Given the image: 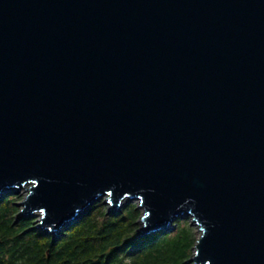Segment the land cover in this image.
<instances>
[{
	"label": "water",
	"instance_id": "obj_1",
	"mask_svg": "<svg viewBox=\"0 0 264 264\" xmlns=\"http://www.w3.org/2000/svg\"><path fill=\"white\" fill-rule=\"evenodd\" d=\"M22 190L48 233L139 200L141 234L192 218L189 264H264V0H0V198Z\"/></svg>",
	"mask_w": 264,
	"mask_h": 264
},
{
	"label": "trees",
	"instance_id": "obj_2",
	"mask_svg": "<svg viewBox=\"0 0 264 264\" xmlns=\"http://www.w3.org/2000/svg\"><path fill=\"white\" fill-rule=\"evenodd\" d=\"M17 198H0V264H189L193 256L197 238L186 217L141 236L135 205L110 215L94 206L55 236L29 217L18 220Z\"/></svg>",
	"mask_w": 264,
	"mask_h": 264
},
{
	"label": "rangeland",
	"instance_id": "obj_3",
	"mask_svg": "<svg viewBox=\"0 0 264 264\" xmlns=\"http://www.w3.org/2000/svg\"><path fill=\"white\" fill-rule=\"evenodd\" d=\"M17 192V191H16ZM15 191L14 192H6V193H14L15 195H17L18 196V198H17V204L18 203H20V202H22L23 201V199H24V195H25V192L22 190L21 192H19V194H18V192L16 193ZM5 193V194H6ZM105 199H103L101 202H99L97 205H95V206H100L99 208H103V209H105V211H106V213L107 214H123V211H124V208L126 207V206H128V205H131V206H133V205H135V208H136V210L140 213L139 215H140V218H139V220L137 221L138 222V225H139V233L141 234V232H140V223H139V221H140V219H141V217H142V215H143V211L144 210H142V209H140L139 208V204H140V202H139V200H135V201H133V202H129V203H126L119 211H117L116 213H112V212H110V208H109V206L107 205V204H104V201ZM94 207V206H93ZM20 209V208H19ZM96 209H98V208H96ZM103 209H101V211L103 210ZM90 210V209H89ZM88 210V211H89ZM19 214H20V210H19ZM19 214H18V216H19ZM29 218H31V219H33V228H37V226L39 225V223H38V220H39V216L38 215H33V216H29ZM186 218L188 219V224L190 225V227L192 228V230L194 231V233H195V235H196V238H197V240H198V237H199V232H198V228L195 226V225H193V221H192V218L191 217H188V216H186ZM176 222V221H175ZM70 227V226H69ZM69 227H67L66 229H68ZM65 229V230H66ZM166 229H168V230H170L171 229V227L169 228H166ZM41 230H43V231H45L44 229H42L41 228ZM64 230V231H65ZM63 231V232H64ZM164 231V230H163ZM45 232H47V231H45ZM156 231H153V232H150V233H148V234H151V233H155ZM50 234H52V233H50ZM145 236V235H144ZM194 250V249H193Z\"/></svg>",
	"mask_w": 264,
	"mask_h": 264
},
{
	"label": "bare ground",
	"instance_id": "obj_4",
	"mask_svg": "<svg viewBox=\"0 0 264 264\" xmlns=\"http://www.w3.org/2000/svg\"><path fill=\"white\" fill-rule=\"evenodd\" d=\"M100 202H101V201H100ZM98 203H99V202H97L95 205H97ZM95 205H94V206H95ZM91 208H93V207H91ZM91 208H90V209H91ZM87 212H88V211H86L85 214H86ZM81 218H82V217H81ZM81 218H80V219H81ZM77 221H78V220H77ZM77 221H76V222H77ZM74 223H75V222H74ZM62 232H63V231H62ZM62 232H61V233H62ZM156 232H160V231H156ZM52 234H53V233H52ZM54 235H55V234H54ZM58 235H59V234H58ZM144 235H148V234H141V236H144ZM199 235H200V233H199ZM55 236H56V235H55Z\"/></svg>",
	"mask_w": 264,
	"mask_h": 264
}]
</instances>
